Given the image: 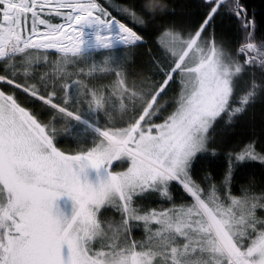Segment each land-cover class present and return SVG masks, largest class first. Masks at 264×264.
<instances>
[{
  "label": "snow or ice",
  "instance_id": "obj_1",
  "mask_svg": "<svg viewBox=\"0 0 264 264\" xmlns=\"http://www.w3.org/2000/svg\"><path fill=\"white\" fill-rule=\"evenodd\" d=\"M205 3L210 11L198 27L186 34L162 32L159 43L167 65L158 67L163 83L137 88L128 84L125 57L115 50L143 38L96 0H0V61L6 72L11 70L10 76L0 75V82L43 101L61 124L56 128L41 122L14 94L0 91V264H264V217L258 215V209L264 210V191H231L237 168L264 164V153L254 142L229 152L219 186L206 175L208 187H202L191 174L197 157L209 152L217 120L226 115L231 124L261 87L253 79L234 106L237 80L257 68L264 77V39H254L255 20L240 0ZM221 7L240 22L244 34L235 52L217 44L214 31L203 37ZM158 8L157 0H142L139 13L127 7L123 12L144 25ZM40 13L66 23H52ZM38 25L46 30L40 32ZM85 26L93 29L88 41ZM48 50L60 56L51 73L39 77L44 89H51L45 95L37 84L19 83L16 77L21 71L28 76L41 59L47 62ZM94 53L103 54L99 63ZM80 62L89 65L87 70L68 71ZM96 72L115 79L99 87H89L84 79L68 82L72 75ZM171 82L179 88L174 109L155 123L167 103L161 94ZM57 88L62 103L54 102ZM83 104L93 118L102 115L106 122L85 119ZM117 115L122 126L116 124ZM73 121L83 130L73 131ZM88 132L93 134L91 146L74 153L56 146L57 135L80 141ZM117 161H127V168L113 171ZM173 182L189 201H173ZM151 194L169 206L137 203ZM62 196L71 201L68 214L55 205ZM108 207L118 220L101 217ZM136 228L143 230L141 239L134 236Z\"/></svg>",
  "mask_w": 264,
  "mask_h": 264
},
{
  "label": "trees",
  "instance_id": "obj_2",
  "mask_svg": "<svg viewBox=\"0 0 264 264\" xmlns=\"http://www.w3.org/2000/svg\"><path fill=\"white\" fill-rule=\"evenodd\" d=\"M96 2L143 38L142 42L135 46L118 47L115 50L117 56L123 54L125 57L128 84H135L137 88H140L141 85H144L145 88L151 87L153 82L163 83L164 76L158 67V64L167 65V54L159 43L162 32L165 29H172L186 34L189 30L198 27L207 12L210 11V6L205 3V0H157L159 6L161 4L167 5L165 10L162 12L157 10L154 19H149L144 25H140L131 18L129 13H124L123 8L127 7L130 12L135 10L139 13L142 0H96ZM240 3L247 9L248 18L255 20L254 39L259 42L264 39V0H240ZM213 31L217 44L222 43L224 47L231 49L233 52L244 38V34L240 29V22L234 16L227 14L224 7H221L219 13L204 31L203 37L205 39L209 38ZM30 51L35 52V50ZM43 54L44 51H40V55ZM47 55V62L41 59L39 64L33 66L34 70L30 71L28 76L23 75L21 71L17 74L16 81L19 83L25 81L35 83L40 92L46 95L47 91L51 89L45 90L39 81V77L44 72L51 73L53 65L60 56L49 51H47ZM94 56L97 63L103 58L102 53H94ZM18 60L19 58H17ZM88 66L80 62L76 66H70L68 71L75 73L79 68L87 70ZM0 75H11V70L5 71L3 61H0ZM72 79H84L89 87H99L110 85L115 76L110 73L96 72L88 77L72 75L68 78V82ZM253 79L258 85H261L256 90V95L245 106L243 113L233 117L231 124L226 123V115L217 120L210 132L212 138L208 144L209 152L199 155L192 167L191 174L196 181L201 182L202 187H208L203 180L206 175H211L218 186L221 184L226 169V157L229 152L239 150L243 145L254 142L256 150L264 153V77L261 76L260 69L257 68L254 73L251 71L245 72L237 80L233 105L238 106V98L250 89V83ZM0 91H4L6 94H14L21 106L35 114L41 122L60 128V120L54 114L55 110L44 105L43 101L24 93L22 89H16L14 85H8L6 82H0ZM178 91V82H171L166 91L161 94V102L167 101V103H165V107L161 112L153 118L155 123H162L164 118L173 111L174 99ZM57 92L58 96L54 102L62 103L61 97L63 94L59 88H57ZM81 109V114L85 119L98 121L102 125L106 122L102 115L93 118L87 110L86 104L81 105ZM116 124L117 126L123 125L119 115H117ZM84 127V125L72 122L73 131L80 132ZM92 135L90 132L84 133L83 138L78 141L70 136L60 134L57 135L56 146L65 153H74L81 146H91ZM212 150H215V156L211 154ZM126 167L127 161L122 163L117 161L114 163L112 170L122 171ZM232 179L231 191L233 194L239 195L241 189L245 187H250L257 193L264 191V164L260 162L245 163L237 168ZM170 192L173 201L178 205L191 199L175 182L171 185ZM137 203L144 208H157L161 205L169 206L168 201L160 200L155 194L141 198ZM100 215L106 220L119 219V215L111 207L103 209ZM258 215L264 217V210L258 209ZM133 231L136 239L142 238V228H136Z\"/></svg>",
  "mask_w": 264,
  "mask_h": 264
},
{
  "label": "rangeland",
  "instance_id": "obj_3",
  "mask_svg": "<svg viewBox=\"0 0 264 264\" xmlns=\"http://www.w3.org/2000/svg\"><path fill=\"white\" fill-rule=\"evenodd\" d=\"M47 11V10H45ZM63 11V10H62ZM29 17H30V13L28 14ZM40 15L42 16V18H46V19H50L52 23H66V21H64L62 18H59V17H55L54 15L49 17L47 15H45V13H40ZM0 20H2V16H0ZM29 27H30V24H29ZM39 27H41V29H45L46 30V27L44 25H38V30ZM84 31V39L85 41H88L90 36H91V33L93 31V29L85 26V28L83 29ZM118 48V47H117ZM40 51H44V50H40ZM50 52H53L54 54H58L60 55L59 53L55 52V50H48ZM115 163V162H114ZM128 166V165H127ZM127 168V167H126ZM90 176L92 178H94V173H90ZM178 185V184H177ZM180 186V185H178ZM181 187V186H180ZM182 188V187H181ZM55 205L56 206H59L61 208V210H63L66 214H68L70 212V208H71V201L69 200L68 197H59L56 201H55Z\"/></svg>",
  "mask_w": 264,
  "mask_h": 264
},
{
  "label": "clouds",
  "instance_id": "obj_4",
  "mask_svg": "<svg viewBox=\"0 0 264 264\" xmlns=\"http://www.w3.org/2000/svg\"><path fill=\"white\" fill-rule=\"evenodd\" d=\"M166 7H167L166 4H161V5L159 6L158 10L162 12V11L165 10Z\"/></svg>",
  "mask_w": 264,
  "mask_h": 264
},
{
  "label": "bare ground",
  "instance_id": "obj_5",
  "mask_svg": "<svg viewBox=\"0 0 264 264\" xmlns=\"http://www.w3.org/2000/svg\"><path fill=\"white\" fill-rule=\"evenodd\" d=\"M39 31H40V32H43V31H45V29H44V30H43V29H40Z\"/></svg>",
  "mask_w": 264,
  "mask_h": 264
}]
</instances>
